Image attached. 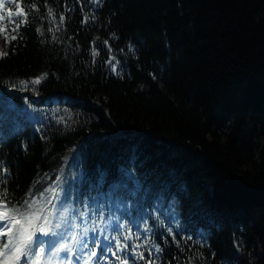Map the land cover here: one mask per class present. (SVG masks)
Listing matches in <instances>:
<instances>
[{"label": "trees", "instance_id": "16d2710c", "mask_svg": "<svg viewBox=\"0 0 264 264\" xmlns=\"http://www.w3.org/2000/svg\"><path fill=\"white\" fill-rule=\"evenodd\" d=\"M18 2L28 16H6L17 40L0 35V93L42 98L14 93L9 193L43 188L79 145L82 227L87 204L122 217L141 237L130 245L158 242L160 264H264V0H46L53 16Z\"/></svg>", "mask_w": 264, "mask_h": 264}, {"label": "snow or ice", "instance_id": "6c2138e0", "mask_svg": "<svg viewBox=\"0 0 264 264\" xmlns=\"http://www.w3.org/2000/svg\"><path fill=\"white\" fill-rule=\"evenodd\" d=\"M16 2V10L5 8V0H0V35L3 36L5 46L11 41L17 40V36L10 34L8 31L4 15L7 12V17H27L28 13L20 6L18 0ZM98 3L99 0H93ZM45 6L47 2L45 0ZM32 9H37V4L31 5ZM48 16H53V8L47 7ZM94 18V17H93ZM63 22L65 17L63 14L59 17ZM88 19L85 16V21ZM26 24L27 21L25 20ZM20 27L16 23L12 33ZM51 31V28L48 29ZM37 32L43 35L41 28H36ZM114 35V34H113ZM55 40L56 37L53 36ZM107 44V41H104ZM111 51V50H109ZM95 55V52H94ZM8 52L0 48V59L7 57ZM114 59V57H113ZM112 70L116 71L115 64L108 61ZM45 76L47 73L44 74ZM41 79L35 78L32 83L40 84ZM29 83L26 79H19V84L26 86ZM15 88L16 85L12 84ZM27 90V88H21ZM70 100H65V103ZM62 119V118H61ZM58 123L60 120L57 121ZM39 130V129H37ZM0 169L3 175H0V185H5L0 189V264H112V258L117 264H129L130 257L135 264V260H145L144 252L138 251L141 247H145L149 254V259L145 264H160L161 253L164 249L158 242L147 239V243L152 244V248H147L146 245L139 243L129 244V241H139L140 236L131 233L127 223H121L120 216H112L106 218L103 211L97 208L93 211L90 205L84 207L92 212L91 224L82 227V231H78L81 226L76 223H68V217L72 215L70 209L65 207L62 211L50 206V201L45 198V192H56V189L51 187L44 189L38 196L32 194V190L26 194L22 200L17 199L14 193H9L7 188V176L10 175L9 168L4 161H0ZM103 176V173L101 174ZM126 187V185H125ZM139 189L133 190V195H136ZM150 190L144 191V199L148 198ZM176 200L173 197V205ZM161 208L156 211L160 213ZM174 210V209H173ZM143 208L138 209L142 213ZM166 211V210H165ZM84 217L87 221L88 213L80 212L77 219ZM142 218V216H141ZM161 227L165 221L156 217ZM176 234L179 231H187V228L176 222ZM149 231V229H145ZM127 233V234H126ZM167 233L172 235L174 229L167 228ZM175 240V235L172 236ZM191 240L192 237L187 238ZM179 246V242H177ZM98 250L100 255H98ZM153 250L155 255H153ZM203 256L199 253L197 257H190L188 264H192L193 260H197Z\"/></svg>", "mask_w": 264, "mask_h": 264}, {"label": "rangeland", "instance_id": "374dc122", "mask_svg": "<svg viewBox=\"0 0 264 264\" xmlns=\"http://www.w3.org/2000/svg\"><path fill=\"white\" fill-rule=\"evenodd\" d=\"M0 48L4 49V46L0 45ZM51 193V192H50ZM49 192H45V198L48 200L49 198V195H50Z\"/></svg>", "mask_w": 264, "mask_h": 264}]
</instances>
